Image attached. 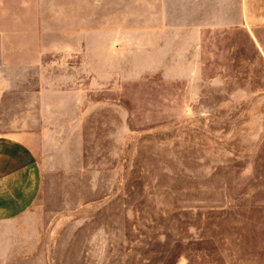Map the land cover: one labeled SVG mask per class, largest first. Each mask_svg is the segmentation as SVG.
Masks as SVG:
<instances>
[{
  "label": "rangeland",
  "instance_id": "374dc122",
  "mask_svg": "<svg viewBox=\"0 0 264 264\" xmlns=\"http://www.w3.org/2000/svg\"><path fill=\"white\" fill-rule=\"evenodd\" d=\"M74 1L0 0V135L43 171L0 264H264V0Z\"/></svg>",
  "mask_w": 264,
  "mask_h": 264
},
{
  "label": "crops",
  "instance_id": "0c3cea01",
  "mask_svg": "<svg viewBox=\"0 0 264 264\" xmlns=\"http://www.w3.org/2000/svg\"><path fill=\"white\" fill-rule=\"evenodd\" d=\"M227 1L231 0H141L144 3L141 4L143 6L141 8L151 11L168 9L175 24L184 17L185 25L191 27L204 26L206 19L217 11L218 17L223 18L222 24L225 25ZM238 2L239 10L243 11V16L246 15V10L249 9L248 0ZM94 4L96 5V0H75L73 7L74 10L83 8L93 11L98 8ZM76 25L69 24L65 30L73 32L75 36H81L82 27L77 28L80 25ZM83 25L85 31L87 30L86 34L94 32L91 20ZM80 38L75 40H81ZM24 133L0 135V221L19 218L36 203L41 193L43 183L41 161L30 144L23 140L22 135L26 134Z\"/></svg>",
  "mask_w": 264,
  "mask_h": 264
}]
</instances>
